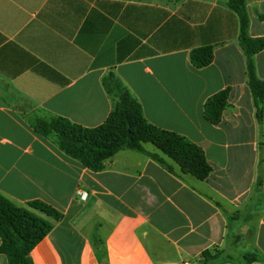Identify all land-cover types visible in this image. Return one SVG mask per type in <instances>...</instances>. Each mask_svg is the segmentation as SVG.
<instances>
[{"label":"crops","instance_id":"obj_1","mask_svg":"<svg viewBox=\"0 0 264 264\" xmlns=\"http://www.w3.org/2000/svg\"><path fill=\"white\" fill-rule=\"evenodd\" d=\"M245 3L250 36L264 37V0ZM205 46L214 59L196 68L191 53ZM252 59L264 82V50ZM109 73L149 123L204 152L208 179L132 150L93 172L36 133L32 116L102 126ZM222 91L228 105L213 124L205 104ZM0 193L53 226L33 264H200L215 248L240 257L217 264H264V118L230 0H0ZM35 201L61 218L31 209Z\"/></svg>","mask_w":264,"mask_h":264},{"label":"trees","instance_id":"obj_2","mask_svg":"<svg viewBox=\"0 0 264 264\" xmlns=\"http://www.w3.org/2000/svg\"><path fill=\"white\" fill-rule=\"evenodd\" d=\"M230 6L240 18V44L248 57L249 85L261 124L264 118V82L256 76L252 57L264 50V37L250 36V20L245 0H230ZM213 59L212 46L197 48L191 53V62L196 68L208 66ZM103 83L113 100V109L102 126L85 128L62 117L32 116L28 121L39 135L46 138L55 136L62 151L93 172L103 171L106 162L120 151L132 150L156 160L172 173L175 170L166 163L163 155L173 160L182 174L192 175L201 181L209 178L212 167L199 147L177 133L159 129L149 123L141 104L115 74L109 73L104 77ZM228 99V91L211 97L205 104L206 119L219 124ZM146 144L153 145L160 153L146 150ZM29 207L55 219L61 218L59 212L45 203L35 201ZM52 228L51 223L28 208L18 207L0 193V254L8 257L9 264H33L31 252ZM213 251H216L215 254ZM201 258L200 264L235 261L231 256L224 257V251L219 252L216 248L203 252ZM258 258L256 254L245 256L248 262Z\"/></svg>","mask_w":264,"mask_h":264},{"label":"rangeland","instance_id":"obj_3","mask_svg":"<svg viewBox=\"0 0 264 264\" xmlns=\"http://www.w3.org/2000/svg\"><path fill=\"white\" fill-rule=\"evenodd\" d=\"M150 146H151V144H146L145 145V149L146 150H148V151H150V152H155L156 150H154V149H149L150 148ZM166 160V159H165ZM173 161V160H172ZM174 162V161H173ZM166 163L168 164V165H170V166H172L173 168H174V170L175 171H178V173H180L181 175H185V174H182L181 173V170H180V168L178 169V168H176V167H174V165H172L170 162H168L167 160H166ZM175 163V162H174ZM234 217H235V215H234ZM236 217H238L237 215H236ZM244 231H246V230H244ZM235 235V234H234ZM250 238V234H247L246 233V235H241V237H240V243L241 244H243L244 242H246V240H248ZM217 251V250H216ZM216 251H213V254H215V252ZM222 250H219V252H221ZM224 251V250H223ZM247 255H249V256H253V254L252 253H248ZM228 256H231L235 261H237V260H239V256H237V255H234L233 253H231V252H226V251H224V257H228ZM258 256V255H257Z\"/></svg>","mask_w":264,"mask_h":264},{"label":"built area","instance_id":"obj_4","mask_svg":"<svg viewBox=\"0 0 264 264\" xmlns=\"http://www.w3.org/2000/svg\"><path fill=\"white\" fill-rule=\"evenodd\" d=\"M80 199L85 201L87 199L88 194L86 192H79Z\"/></svg>","mask_w":264,"mask_h":264}]
</instances>
